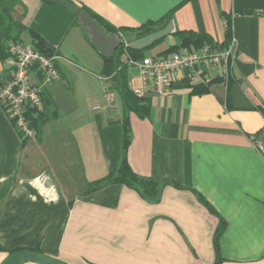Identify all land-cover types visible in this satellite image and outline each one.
I'll return each instance as SVG.
<instances>
[{"label":"crops","instance_id":"0c3cea01","mask_svg":"<svg viewBox=\"0 0 264 264\" xmlns=\"http://www.w3.org/2000/svg\"><path fill=\"white\" fill-rule=\"evenodd\" d=\"M10 1L7 23L24 28L20 41L45 40L60 57V79L44 90V112L28 111L35 138L15 128L0 102V192L9 190L0 201V264H264V158L250 141L264 137V0ZM180 5L175 32L208 35L215 51L231 50L234 65H203L196 81L185 70L168 93L145 97L149 117L129 115L127 161L162 184L157 200L115 183L94 190L121 163L125 114L116 92V112L104 109V58L76 12L120 30ZM173 46L203 49L171 35L145 56ZM10 79L0 60V88ZM130 85L141 86L136 67Z\"/></svg>","mask_w":264,"mask_h":264},{"label":"built area","instance_id":"2783aa9c","mask_svg":"<svg viewBox=\"0 0 264 264\" xmlns=\"http://www.w3.org/2000/svg\"><path fill=\"white\" fill-rule=\"evenodd\" d=\"M235 42V38H233ZM125 47L130 43L124 41ZM9 57L5 60V68L10 71L11 79L0 88V102L8 109V116L15 128L25 136L35 138L36 132L28 118V111L36 114L45 110L44 90L60 79L58 71V56H47L40 52L32 43L9 40L7 42ZM235 57L231 50L217 52L210 46H205L201 54H181L173 52L156 58H145L140 61H130L131 67L138 68L141 80L140 87H133V93L138 97H146L151 93L164 94L171 89V84L179 73L188 70L192 81L200 80L203 65L211 68H224L226 72L232 69ZM34 76L39 79L34 80ZM106 80V78H103ZM106 106L111 112H116L112 94H105ZM95 110L103 109L100 106ZM254 149L264 158V137L254 134L250 136Z\"/></svg>","mask_w":264,"mask_h":264},{"label":"trees","instance_id":"16d2710c","mask_svg":"<svg viewBox=\"0 0 264 264\" xmlns=\"http://www.w3.org/2000/svg\"><path fill=\"white\" fill-rule=\"evenodd\" d=\"M187 1V0H186ZM14 1L0 0V60L5 61L10 55L7 48V42L9 40L20 41V34L24 30L20 24L15 22L7 23L10 14L12 13ZM182 5V4H181ZM180 6L176 7L164 18L158 22H149L137 28H122L116 30L105 25L102 20L97 16L89 12L87 9L82 8L77 10V21L82 12H88L93 19L100 25V27L110 35H118L124 41L132 43L134 41L143 39L163 30L170 21L173 20L174 13L179 9ZM181 43V46L186 48L191 47H205L210 46L212 48L217 47L213 40L205 34H198L194 32L177 31L173 34ZM232 38V24L228 22L227 29V42L224 46L230 42ZM161 41L156 42L153 46L148 49L155 47ZM32 44L43 54L47 56H54L53 49L36 34H32ZM224 48V47H221ZM134 50L130 46L125 47L123 44L119 47L116 53L112 56L103 55L104 67L102 70V77L106 78L108 84L107 93H117L122 101L123 112L125 114L123 120V154L122 160L119 167L110 172L106 177L98 180L94 183V190L101 188L104 184L115 183L120 185H126L130 188L135 189L144 199L148 201H155L161 195L162 184L152 179H144L136 175L127 161V149L130 143V128H129V115L136 113L141 118H147L150 115V103L145 97H138L133 93L130 85V61H140L146 58V50ZM179 46L170 47L168 50L163 52L161 56L167 55L173 52H177ZM160 57V56H159ZM209 89L205 87L203 92H208ZM259 111L264 115V109L260 108ZM29 115L33 117L35 113L33 110L29 111ZM32 126H36V121H32ZM8 189V188H7ZM9 190H3L0 192V201L3 197L8 194ZM222 227L218 230V234L215 237V248L216 252H219V238L222 232ZM219 262V259H218Z\"/></svg>","mask_w":264,"mask_h":264},{"label":"water","instance_id":"95a60500","mask_svg":"<svg viewBox=\"0 0 264 264\" xmlns=\"http://www.w3.org/2000/svg\"><path fill=\"white\" fill-rule=\"evenodd\" d=\"M78 22L80 24L79 26L82 27L89 39L103 55H114L119 47L124 44V40L120 36L106 33L86 11L80 14ZM174 33V22L170 21L163 30L146 38L143 37V39L132 42L130 47L134 50H145L153 46L156 42L161 41Z\"/></svg>","mask_w":264,"mask_h":264},{"label":"rangeland","instance_id":"374dc122","mask_svg":"<svg viewBox=\"0 0 264 264\" xmlns=\"http://www.w3.org/2000/svg\"><path fill=\"white\" fill-rule=\"evenodd\" d=\"M153 49H148V51L151 53V51H152Z\"/></svg>","mask_w":264,"mask_h":264}]
</instances>
